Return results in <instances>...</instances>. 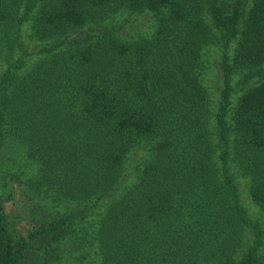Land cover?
I'll list each match as a JSON object with an SVG mask.
<instances>
[{"label":"trees","instance_id":"trees-1","mask_svg":"<svg viewBox=\"0 0 264 264\" xmlns=\"http://www.w3.org/2000/svg\"><path fill=\"white\" fill-rule=\"evenodd\" d=\"M0 54V147L36 164L32 194L76 201V264H264L237 184L264 220V0H0ZM72 223L21 231L0 196V264H54Z\"/></svg>","mask_w":264,"mask_h":264},{"label":"rangeland","instance_id":"rangeland-1","mask_svg":"<svg viewBox=\"0 0 264 264\" xmlns=\"http://www.w3.org/2000/svg\"><path fill=\"white\" fill-rule=\"evenodd\" d=\"M129 18L130 21L124 23L125 33H130L137 27L146 29L152 19L149 14L131 15ZM27 45L31 51L35 47L34 44ZM218 56L219 52L216 48L208 49L205 54L206 68L201 79L214 94H217L220 85V74L217 67ZM7 65L5 55L0 54V75ZM25 154L24 147L15 139H7L0 147V196L5 211L16 219L18 229L21 231L34 227L39 221H49L63 213L71 215L73 227L70 228L65 238L54 245L52 253L55 256L54 264H76V201H54L53 195L45 191L32 194L28 183L35 174L36 164ZM136 161L135 156H132L118 184L119 190L133 180V166ZM247 183V178L238 176L237 184L241 202L247 207L248 212L260 220L264 226L262 213L248 196ZM248 234L251 233L248 232Z\"/></svg>","mask_w":264,"mask_h":264}]
</instances>
